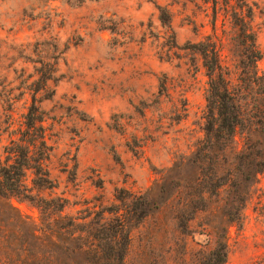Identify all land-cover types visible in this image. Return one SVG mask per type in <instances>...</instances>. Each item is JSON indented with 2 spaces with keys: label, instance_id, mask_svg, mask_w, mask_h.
Returning <instances> with one entry per match:
<instances>
[{
  "label": "rangeland",
  "instance_id": "rangeland-1",
  "mask_svg": "<svg viewBox=\"0 0 264 264\" xmlns=\"http://www.w3.org/2000/svg\"><path fill=\"white\" fill-rule=\"evenodd\" d=\"M253 2L264 78V0ZM213 9L214 0H0V166L22 138L29 109L40 110L48 149L42 186L27 171L29 192L12 206L32 226L36 205L62 200L64 216L85 233L82 244H94L76 264H213L224 229L225 264H264V170L247 195L239 174L264 156L259 91L243 103L234 144L241 159L216 153L196 162L208 79L190 47L212 35ZM217 26L223 63L239 86L234 31L221 14ZM214 170L235 172L236 186L200 201V191L222 184ZM240 199L243 220L229 225L226 214L239 215ZM14 214L0 200V245L10 264L30 259L25 243L41 248L34 264L66 262L46 238L35 241L32 229L9 221Z\"/></svg>",
  "mask_w": 264,
  "mask_h": 264
},
{
  "label": "trees",
  "instance_id": "trees-1",
  "mask_svg": "<svg viewBox=\"0 0 264 264\" xmlns=\"http://www.w3.org/2000/svg\"><path fill=\"white\" fill-rule=\"evenodd\" d=\"M234 0H225V3L218 6L217 0H214L212 35L206 37L203 42H200L190 50H193L201 57L203 69L206 72L208 79L207 85V104L204 124L205 140L201 143L197 150L196 157L199 163L210 160L209 156H215L220 153L221 156L229 155L234 163L241 159L240 152L234 149L236 143V135L238 129L244 124V108L243 103L251 97L257 90L259 97L264 104V78L258 73V64L262 60V53L259 50L257 41V31L254 26L255 19V4L253 0H235L236 4L232 5ZM225 17L234 31L233 46L237 48L236 58L239 63L238 73L239 86L235 85L236 79L232 78V73L225 67L222 60V49L225 48L224 38L218 35L217 22L219 15ZM168 16L161 12V22L163 25L168 24ZM262 105L257 108L258 115H263ZM43 116L40 110L31 107L25 119L24 132L22 138L13 142L11 141V149L8 152L4 165L0 166V200L9 204L12 213H17L10 216L9 221L15 222L18 228L28 226L32 233L30 238L40 241L41 236L47 239L50 246H55L57 251L65 257L66 262L58 261L57 264H76L75 257L78 254L85 253L89 256L92 254L91 245L83 243L84 231L80 229L78 219L70 220L64 216L65 205L62 200L44 201L41 205H36L41 212L39 224L30 225L29 220L22 216L20 212L13 208L14 200L23 199L29 189L25 184L26 172L32 170L35 173V179L38 186H42L40 179L43 180V165L42 162L48 158V149L46 147L43 129ZM260 162L255 164V169H249L247 172L239 171L244 184V194L247 195L249 182L252 181L259 173L264 170V156H260ZM231 168L235 165L229 164ZM202 172V168L199 167ZM215 177L219 176V170L213 171ZM223 175L218 177L222 180V184L216 188H208L206 191H200L197 198L200 201L210 200L219 195L220 189L223 186L234 188L236 183L233 181L236 178V173L223 171ZM47 183V181H46ZM49 183V182H48ZM225 184V185H223ZM251 184V183H250ZM216 188V189H215ZM249 194V192H248ZM148 196L141 197L147 212L150 211V202ZM238 200L239 215L227 213L226 223L229 225L240 224L243 220L242 212L244 210V201ZM236 210L235 208H233ZM148 213H142L140 218H147ZM216 247L212 252L211 259L213 264H225L227 255V230H222V235L217 234ZM49 238V239H48ZM94 241L96 239L92 236ZM110 240V237H109ZM45 242V241H44ZM27 245V246H26ZM32 246L24 244V253H29L30 259L25 261H17V264H34L40 256V246H35L36 251H31ZM8 247L0 245V264H10V256L6 253ZM38 250V252H37ZM86 264H91L89 259H86ZM109 259H105L108 262ZM106 264V263H105Z\"/></svg>",
  "mask_w": 264,
  "mask_h": 264
}]
</instances>
